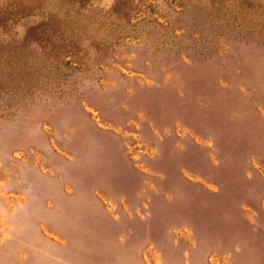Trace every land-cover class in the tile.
<instances>
[{
	"label": "rangeland",
	"instance_id": "1",
	"mask_svg": "<svg viewBox=\"0 0 264 264\" xmlns=\"http://www.w3.org/2000/svg\"><path fill=\"white\" fill-rule=\"evenodd\" d=\"M0 264H264V0H0Z\"/></svg>",
	"mask_w": 264,
	"mask_h": 264
}]
</instances>
